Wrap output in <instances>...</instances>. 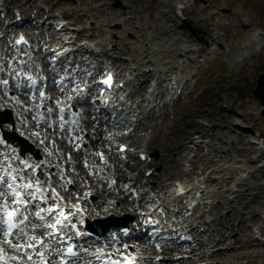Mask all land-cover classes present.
I'll list each match as a JSON object with an SVG mask.
<instances>
[{"label": "rangeland", "instance_id": "rangeland-1", "mask_svg": "<svg viewBox=\"0 0 264 264\" xmlns=\"http://www.w3.org/2000/svg\"><path fill=\"white\" fill-rule=\"evenodd\" d=\"M48 1L52 3V0ZM104 1L107 0H94V2L92 0H75L74 2L60 0L57 7L63 9L66 14L73 13L74 8L78 9L79 13H82L84 7L86 17L93 22L91 31L94 30L92 32L95 33V40L102 45L111 43L119 52L128 54V57L131 59L132 57L134 58L131 63H125L124 69L130 67V64L132 66H139L141 69L144 68L146 62L151 65L152 72L150 74L154 78H157V87L151 96L153 97L152 102L154 106L152 109L144 112L140 110L141 112L139 113H142V119L136 132H146L149 134L150 137L147 140L149 144L148 148L151 152H155V157L162 158L166 155V152L161 150L162 148L166 149L165 147L168 146L173 149V152L169 153V156L162 160L163 164H161L160 168V170L163 169L165 163L171 166L174 165L171 168L170 174L167 177L161 176V178L157 179L160 186H162V193L165 192L166 196L170 194V202L173 204H168V208H172L171 206H173L174 210L181 207L183 209L181 199L180 205H177L174 201L176 196L173 185V182L179 179L175 175L178 172V163L185 155V152L180 151L181 147L179 148L181 136L187 131L191 133V130L194 128L193 124L199 120L196 117L217 119L220 116L224 117L223 120H219L220 126L226 124L227 127L225 125H223V128L218 126L210 131V133L215 131V138L212 143L213 147L207 151V154H204L203 150H199L196 162L198 167L206 165L207 168L214 169L217 172L221 170L222 178L220 177L219 184H209L207 193L211 195L210 199L219 200V195H227L229 193L228 190L233 188L235 182L240 181L242 185L238 186V188L241 189L240 192L244 193V199L242 200L243 202L240 201V204L237 205L235 218H239L242 210H244V205V207L254 211L252 223L259 224L264 231V222L259 219V214L263 211L262 194L259 191L261 188L260 184L264 182V176L258 174V171L262 173L264 170L253 169L252 171H247L253 165L249 161L251 156H248V158L242 156V153L248 148L245 139L229 144L230 138L221 136L222 131V133L228 132L233 137H237L230 130L231 127H235L234 121L236 119L246 122L248 128L245 130L246 134L250 135L251 132L249 130L252 129H264V116L260 113L262 105L252 92L257 77L264 71V0H203V2L200 0H117L119 3H126V5H109V9L105 8L107 4ZM177 1L185 2L186 14L192 21L195 31L204 35L203 41L208 38L212 39L213 36L220 39V49L217 53H208L205 48L202 49L200 45L195 44L191 33L187 30L174 28L172 7L173 3ZM26 2L31 1L12 0L8 5L10 6L15 3L21 4L22 7ZM76 2L78 3V7L75 5ZM89 3L93 5V9L87 7ZM31 4L34 9L33 2ZM124 8L129 9L132 13L130 19H125L123 16L122 11ZM255 29L261 30L259 36H254ZM36 33L38 37L40 32L37 31ZM1 35L3 33L0 31ZM12 36L13 30L8 29L5 31V37L0 38V40L4 41L3 44L8 43L6 49H9L10 44H12ZM42 37L43 34H41L40 39ZM241 43L245 44L244 48L240 47ZM254 44L260 45L258 52L253 51ZM9 50L8 52L1 50L0 55L4 56H1V58L5 59L13 53L11 49ZM224 50H228V52L225 53ZM238 54H244L246 57L242 61L238 60ZM36 56L41 57L42 54H36ZM31 68L33 67L31 66ZM34 71L36 72L37 69L33 68ZM194 80L197 81L194 83ZM136 82L139 83L141 80H136ZM212 83L219 88L218 96L224 97L222 102L227 103L228 108L224 111V115L219 114L220 110H222L220 102H217L216 105L212 104V100L215 97L213 91L207 90L205 94L196 99L190 97L199 86H210ZM145 87L146 83L134 89L132 101L129 103L130 110H134V107L140 105ZM1 96L7 99L8 103V105L1 108V111L8 110L13 119L11 128L5 125L8 131L13 132V135L18 140H25L27 145L38 146L41 156L46 154V152L52 153V160L51 158L48 160V162L52 161L51 165H45L44 167L48 176V172L54 171V168L58 166L56 164H62L60 161L69 163L66 160V154L71 152L74 139L69 140L68 146L66 142L64 144L60 142L57 145L60 141L58 137L66 133L62 131L58 133L55 128L56 126H52L53 122L51 120L48 123L49 126H40L39 129H36L38 136L27 135L24 137L17 130V120L15 119H18L20 115V108L22 107L20 104L22 103L19 98L21 95L17 91L12 97H8L6 92L2 91ZM24 107L29 112L31 111L36 118L39 107L37 104L34 108L28 104L24 105ZM92 108L96 114L94 111L91 114L99 116L96 111L97 107L93 106ZM206 108L215 109L213 111L214 114H206L204 111ZM6 116H8L7 112ZM103 125H106L104 121ZM49 128H51L50 134L46 131ZM54 131L56 134L58 133V137H55ZM39 133H44L46 136ZM79 135L76 134V136ZM40 136L47 138L43 146L37 145V137ZM89 136H86V139ZM111 141L110 143L96 145L91 153H94L96 157L98 149L106 150L109 146H112L114 149L113 141ZM56 154L60 156V161L57 160ZM85 159L87 157L82 155L79 158V163L86 172V168L84 167ZM173 160L176 162L171 163ZM215 160L216 162L213 163ZM199 171H203V169H199ZM215 171L213 172V177L216 178L217 172ZM63 172L60 171V173ZM74 173L67 172L68 175L72 174V176L75 175ZM67 174L64 172L59 176L58 180L63 181L64 176ZM242 174L246 176L244 177ZM196 175L198 173H192L193 177H196ZM241 176L242 178H240ZM75 177L79 178L81 183H84V180H86L84 174L75 175ZM209 194L206 197H210ZM237 194L236 198H239L241 194ZM105 200L107 201L106 197L98 193L93 203L96 206H101ZM111 206L112 204H107L106 208L101 207L96 217H104L107 211L115 212L114 214L117 217H122L123 213H128L124 209H122L123 212L122 210L120 212L118 209L116 211ZM133 212L135 211L130 213L128 220H130L132 214L135 215ZM227 215L230 216V212ZM161 217L164 216L162 215ZM224 218L225 216L222 215V220ZM254 218L256 221L253 220ZM183 219L176 220L172 225L182 222ZM222 229L224 228L222 227ZM232 234L234 238L243 237L248 240V245L239 241L235 246L236 248L229 252L238 255V259L233 264H264V248H255L252 245L251 240H249V227L245 223H242L236 229V232L234 231ZM227 237H222V239H226ZM243 252L248 253L250 257H245ZM154 253H156L155 249L152 248L151 257ZM262 253L263 255H261ZM166 258L167 262L168 257Z\"/></svg>", "mask_w": 264, "mask_h": 264}, {"label": "bare ground", "instance_id": "bare-ground-1", "mask_svg": "<svg viewBox=\"0 0 264 264\" xmlns=\"http://www.w3.org/2000/svg\"><path fill=\"white\" fill-rule=\"evenodd\" d=\"M24 5L30 7V9H32L31 2H26ZM27 28H28L29 31H31L32 26L28 25ZM90 28H92V27H90ZM83 33H84V31H81L79 35H83ZM31 35L33 36L35 34L34 33H31ZM89 37H92V34H90ZM3 43H4V41L3 40H0V51L1 50L2 51L5 50V52H7L8 49H6V47H8V43L7 44H3ZM37 58H42V57H37ZM36 63H33V65L35 66ZM40 70H44V71L50 73L51 71H50L49 63H47L46 65L42 66L40 68ZM36 72H37V74H40L39 73V70H37ZM41 72H43V71H41ZM44 74L47 75V73H44ZM78 76H79V73H78ZM43 87L48 88V90H49L50 93H54V91H55L54 89L59 88V86L55 82H53V81H51L50 83H48L47 86L46 85H43ZM34 93H36V92H33V91H24V90H20V92H19V95H21L19 99L21 100V103H22V104H20V106H22V107L20 108V115L18 116V119L17 118H15V119L17 120V130L23 136H26V135L32 136L33 134H36V129H39L40 128V127H37V125L35 123V118H34L33 113L31 111L29 112L24 107V105L28 104V105H32L33 108H34V106L36 104L38 105V104L41 103V100H42L41 97H39L38 95H36ZM132 98L133 97L130 96V97H128L127 100H132ZM82 100H84V103H86V99H82ZM5 105H8L7 99H5L4 97L1 96V98H0V108L3 107V106H5ZM84 116H85V119L84 120H86V122L84 121V128H85L84 130H86V132L90 133V139H89L90 147H89V149L86 152L75 153L74 154L73 161H71L70 163L60 161V156L58 154H56L57 160L60 161V163H62V164H61V166L59 165L60 169L57 168V170H56V172L54 174L49 175V178L52 180L53 183H56L58 181L57 180L58 179V173H60V171H64L66 173L67 172H71V173L75 172L76 174H79V175L80 174L81 175L84 174L85 177H86L87 174H86L84 168L82 166H80L79 158L82 155H85L84 153H86V156H87V152L88 153H91L96 145H99L101 143H109V141H111V139L108 138V135L112 134V139H116V138L119 137V135L117 133V130L115 128L103 125V122L101 121V118H98L97 116L91 114V108H88L86 110V115H84ZM46 125H47V122L45 123V125H42V127H45ZM34 129H35V131H34ZM88 129H91V130H88ZM41 130H42V128H41ZM46 131L50 134L51 133V128L46 129ZM57 132L59 133L60 131H57ZM62 132L63 133H66V134H63L61 137H58V135H57L58 133L56 134L55 131H54L55 137H58V139L60 140L57 145H59L60 142L61 143L63 142V144L66 142V144L68 146L69 140H72L74 137H73L72 134H70L69 132H67L65 130H63ZM82 132H83V129H82ZM183 136H184V134L181 137H183ZM149 137L150 136H149L148 133L146 135H143V137L140 136V139H136V143L135 144H139L140 143L145 148H147L149 146V144L147 143V140L146 139L149 138ZM12 140L17 141L16 139H12ZM51 140H53V139H51ZM17 143H18V141H17ZM165 148L166 149H163L162 148L161 150H164V152H166V155L163 156L162 158L156 157L154 159V161L151 164L148 165V167H154V169H155V167L157 168V167H159V165L163 164L162 163V160L165 159L166 157H168L169 156V153L173 152L172 147L169 148L167 146ZM179 148H180V146H179ZM184 148H185V145H184V143L181 142L180 151H182ZM108 150H111V147L110 146L108 147ZM5 157H6V159H4V157L3 158L0 157V162L1 163H4V164L7 165L8 162H13L14 161V158L12 157V154H10L7 151L5 152ZM44 159L46 160L45 157H44ZM175 162H176L175 160L171 161V163H175ZM14 165H15V163H14ZM49 165H50V163H49ZM173 166L174 165L171 166V165H167L165 163L164 164V168L160 171V175L161 176H164V177H167L170 174L171 168ZM37 168L39 169L38 178L41 180V183H45V185H47L48 182L50 181V179L48 177H46L45 174L43 173V172H46V170L44 169V165H39V167H37ZM212 171H213V169H212ZM22 174L24 175V173H22ZM171 175H173V174H171ZM175 175L178 176L179 174L177 173ZM153 176L154 175H152L149 178V180L152 179ZM161 176H159V177H161ZM184 177L186 179H188V177H190V175L189 174H187V175L185 174ZM76 180H79V178H77ZM150 182H151V180H150ZM88 183L91 184L89 181H88ZM199 183H203V181L200 180ZM159 188H160L159 186H156V187H154L153 190H156V189H159ZM0 192H3L5 197L8 196L7 195V192L2 187H0ZM167 192H169V190H167ZM187 192L190 193V189L187 190ZM146 193H147V191H146ZM158 200H159V198L157 200H155V203L156 204H157ZM165 200L170 201V194L166 196ZM163 201L164 200H162L159 203L158 206L164 205L163 204ZM174 201L176 202L177 205H180V200L178 199V197H176L174 199ZM2 202L3 201L0 200V203H2ZM120 202H121L120 208H125L129 212H131V210H135L134 204L132 202H130L128 200V198L122 196ZM104 206L106 208V205L105 204L104 205H101V206H96L94 203L85 202V207H86V209L89 212V220H92V222L95 223L96 220H97L95 218L97 212L99 211V209L101 210V207H104ZM141 208H143V206ZM182 212H183V209L181 207V208L177 209L176 211L171 212L168 217L169 218H171V217L172 218H174V217L175 218H179V217L183 216L182 215ZM105 216H106V218H105L106 220L113 219V217H108V212L105 213ZM30 220H31V223H34L33 219H30ZM135 221L137 222L138 219H135ZM161 222L163 224H165V228H169L170 222H169V219L168 218H167V220H161ZM139 225H140L141 228L143 227L142 224H139ZM50 240L51 239L48 238L47 239V242L49 243ZM130 242H132V243H128V244H131L136 249V251L138 253H139V251H138L139 250L138 249L139 246H141L144 250H146L148 252V254L151 252L152 247L154 246L152 243L149 242L148 238H146L145 236H143V238H141V239H138L137 237H135V239L132 240V241H130ZM246 244H247V242H246ZM0 246H3L4 247V251H3V253H1L2 256L3 255L4 256H7L10 253H13L14 252V250L8 248L6 245H2V241L0 242ZM132 246H130L128 248V250H125V251L123 249H121V248L118 249V250H115L116 253L113 252V254H115L116 256H118V255H120L122 253L123 254L124 253L125 254H132V253H134V251H133L134 249H133ZM174 247H176V245H174L172 242L165 243V250H164V256L163 257H165V255L170 254L169 249L170 248H173L174 249ZM155 254H157V253H155ZM113 259H115V258H113ZM208 259H211V258H208ZM146 260H147L146 262H148L149 264L150 263L156 264V262H154L153 260H151V258H146ZM183 263H187V260H185V261H176V262H174V260H171V261H168L167 264H183ZM164 264H166V263H164Z\"/></svg>", "mask_w": 264, "mask_h": 264}, {"label": "snow or ice", "instance_id": "snow-or-ice-1", "mask_svg": "<svg viewBox=\"0 0 264 264\" xmlns=\"http://www.w3.org/2000/svg\"><path fill=\"white\" fill-rule=\"evenodd\" d=\"M7 83L6 80L0 81V84L6 85ZM40 95H43V93ZM48 111L51 112L52 109L49 108ZM61 119L63 118L61 117ZM2 127L3 125L0 124V128ZM97 155H101V158H103L101 153H97ZM0 172L3 173L0 174V187H4L9 193V196L5 197L4 193L0 192V200L3 201L0 203V235L4 238L2 245H6L17 253H22L21 256L12 257L13 259L22 261L26 258L28 261H32L33 255L28 251L31 249L36 256L43 260L45 253L36 250L47 248V239L50 237L55 238L60 229L68 227L65 223L67 216L62 209H59L58 204L41 207L42 203L47 204L48 198L41 194V180L35 176L34 169L32 176L26 182L20 183L17 181H24V176L14 175L10 167L0 169ZM52 192L54 194L53 198L59 197L55 189H52ZM37 201L38 203H33ZM30 217H35L43 222L39 229L31 223ZM73 227L75 226L73 225ZM61 239L63 238L61 237ZM69 239L71 238L69 237ZM20 241H23V243ZM3 251L4 247L0 246V253H3ZM66 255L75 257L77 253L69 246ZM0 259H3V257L0 256Z\"/></svg>", "mask_w": 264, "mask_h": 264}, {"label": "water", "instance_id": "water-1", "mask_svg": "<svg viewBox=\"0 0 264 264\" xmlns=\"http://www.w3.org/2000/svg\"><path fill=\"white\" fill-rule=\"evenodd\" d=\"M254 94L261 100L262 104L264 105V72L260 74L259 78L257 79V85L254 89Z\"/></svg>", "mask_w": 264, "mask_h": 264}]
</instances>
